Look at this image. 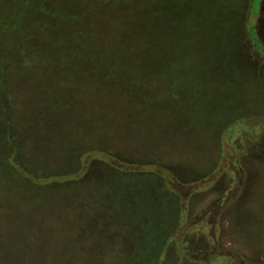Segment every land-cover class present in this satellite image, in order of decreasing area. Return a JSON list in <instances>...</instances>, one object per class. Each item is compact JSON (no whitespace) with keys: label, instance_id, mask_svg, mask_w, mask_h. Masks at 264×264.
<instances>
[{"label":"rangeland","instance_id":"rangeland-1","mask_svg":"<svg viewBox=\"0 0 264 264\" xmlns=\"http://www.w3.org/2000/svg\"><path fill=\"white\" fill-rule=\"evenodd\" d=\"M236 9V18L228 17L226 28L237 35L238 45L230 47L236 62H208L215 68L209 73L194 62L148 68L154 77H162L147 94L152 113L123 116L117 122L105 142L112 155H105L102 144L93 145L101 140L92 142L89 136L91 110L108 113L105 98H93L94 81L85 74L84 65L92 64L56 74L57 62H18L9 65L6 83L0 79V88L5 83L10 104L19 114L16 119L11 109L9 123L0 114V159L14 153L19 139L26 141L22 155L32 165L35 156L44 153L39 143L50 141L64 148L76 143V152L68 150L61 159L45 156L51 162L37 167L50 173L43 175L46 178H92L97 184L95 194L89 183L73 190L70 198L92 189L91 204L110 217L95 228L110 232L107 239L116 242L108 243L106 236L93 231L89 252L101 247L100 259H91L87 251V261L79 264H117L119 259L120 264H264V0H239ZM217 34L212 33L211 41ZM55 83L66 90L69 86L75 102L61 112L72 113L63 123L51 117V123H62V130L50 137L39 126L50 122V105L35 122L37 130L26 128L23 116ZM108 165L116 168L115 176L101 170ZM57 184L48 182L49 187ZM53 209L60 222L71 221L67 213ZM73 250L79 254L81 246Z\"/></svg>","mask_w":264,"mask_h":264},{"label":"trees","instance_id":"trees-1","mask_svg":"<svg viewBox=\"0 0 264 264\" xmlns=\"http://www.w3.org/2000/svg\"><path fill=\"white\" fill-rule=\"evenodd\" d=\"M237 5L239 0H0V79L6 83V71L18 62H25L26 66L57 62L56 74L67 68L76 71L81 64H92L84 65L85 74L90 73L94 81L93 98L103 96L108 113L104 116L99 109L91 110L89 136L92 142L101 140L93 145L102 144L105 155H112L114 152L108 150L105 142L107 133L117 122L123 116L152 113L147 94L162 77H154L148 68L194 62L203 73H209L215 68L208 66V62H236L231 59L230 47L238 45L237 35L226 28L227 20H231L228 17L236 18ZM207 31L211 33L206 34ZM213 32L219 33L215 41H211ZM5 83L0 88V114L9 123L11 109L16 119L19 114L10 104ZM68 87L66 90L59 83L50 84L44 93L47 96L38 99L40 103L23 116L25 127L33 126L37 130L35 122L44 117L42 114L50 105L46 111L50 122L43 121L40 129L48 131L50 137L62 130L63 121L72 113L61 112L75 102ZM38 88L45 91L41 85ZM94 99L92 105L97 106ZM51 117H57L62 123H51ZM194 119H197L195 115ZM187 133L193 135L192 131ZM24 144L19 139V148L14 145V153L0 159V264L82 263L87 261L84 252L90 251L91 233L96 230L98 235L106 236V242H116L107 239L111 237L110 232L95 228L110 217L95 203L91 204L92 189L88 194L77 192V196L70 198L73 190H82L89 183L95 194L97 184L92 178L84 182L77 178L58 181L51 179L53 176L44 178L43 175L50 173L37 167L50 161L45 156L61 159L62 153L67 156L68 150L76 152V143L69 146L63 143L66 148L50 141L39 143L44 153L35 156L34 165L22 155ZM17 151L18 157L14 158ZM114 168L101 170L115 176L118 172ZM48 182L59 184L49 187ZM59 191L60 195L54 197ZM106 195L110 200L114 198L109 192ZM53 208L67 213L72 222H60L61 216L53 213ZM109 215L113 219L110 212ZM120 238L127 241L124 236ZM78 244L79 254L73 250ZM97 249L100 251L101 247ZM99 251L87 254L91 259H100Z\"/></svg>","mask_w":264,"mask_h":264}]
</instances>
